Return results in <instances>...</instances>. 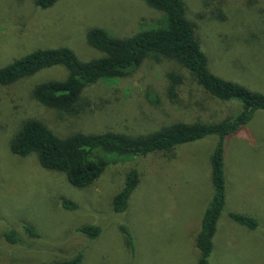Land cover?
<instances>
[{
    "label": "rangeland",
    "instance_id": "374dc122",
    "mask_svg": "<svg viewBox=\"0 0 264 264\" xmlns=\"http://www.w3.org/2000/svg\"><path fill=\"white\" fill-rule=\"evenodd\" d=\"M184 2L210 71L264 94V0ZM162 15L142 0H61L45 10L35 0H0V68L38 49L67 47L82 61L99 58L102 54L87 42L91 29L130 37ZM172 72L185 80L178 102L167 93ZM67 75L56 66L0 87V264H44L79 252L83 264H198L195 240L214 194L211 157L217 137L181 145L173 154L116 157L118 163L86 188L43 168L35 154L15 156L9 145L28 119L43 121L62 137L107 131L142 136L175 122L228 121L241 113L242 104L211 100L182 65L166 59L148 60L131 77L90 88L87 94L97 103L75 117L33 99L37 85ZM225 143L226 206L210 263L264 264V111ZM131 169L140 173L139 186L127 212L115 214L113 198ZM64 200L77 209H65ZM229 213L249 215L259 226L250 230ZM25 225H33L40 237H30ZM84 225L103 232L90 240L77 231ZM125 225L134 237V254L121 229ZM9 230L18 233L21 245L8 244Z\"/></svg>",
    "mask_w": 264,
    "mask_h": 264
},
{
    "label": "trees",
    "instance_id": "16d2710c",
    "mask_svg": "<svg viewBox=\"0 0 264 264\" xmlns=\"http://www.w3.org/2000/svg\"><path fill=\"white\" fill-rule=\"evenodd\" d=\"M61 0H35L36 7L49 9ZM151 8L163 13L148 28H142L130 37H114L101 28H93L87 34V42L102 56L82 61L67 47L38 49L0 68V87L16 85L21 80L32 77L44 69L63 66L68 75L63 80H51L37 85L32 92L33 99L41 105L69 116H78L87 108H92L95 99L88 90L101 83H113L131 77L148 60L159 62L171 60L182 65L194 82L212 100L238 101L243 110L236 117L219 123L175 122L148 135L135 136L123 132L84 133L62 137L52 127L39 119L24 121L10 142V151L17 157L37 155L40 165L50 171L61 173L77 188H86L99 182L117 158L147 157L156 153H174L181 145L217 137L216 147L211 157V180L213 198L206 208L201 229L195 246L200 252L198 264H211L214 251V237L219 219L226 206V139L248 125L258 111H264V94L224 78L209 69L208 55L202 49L197 37L196 25L187 17L184 0H142ZM168 97L178 102L179 92L185 86L182 75L167 74ZM202 90V91H203ZM97 100H103L99 95ZM115 154L117 156H111ZM117 157V158H116ZM174 157V156H173ZM0 159V182L2 180ZM140 183V173L131 169L125 177L123 188L113 198L115 214L124 215ZM67 210L77 209L73 202L64 200ZM229 217L239 225L256 230L258 221L239 213H229ZM130 251L135 253V242L127 226L121 227ZM32 238L40 234L33 225H25ZM77 231L90 240L98 239L103 230L97 225H84ZM11 246L23 243L15 230L5 233ZM84 253L79 252L67 260L44 264H83Z\"/></svg>",
    "mask_w": 264,
    "mask_h": 264
}]
</instances>
